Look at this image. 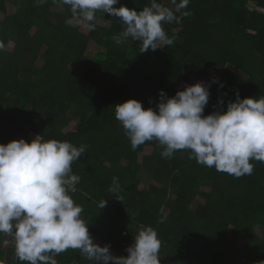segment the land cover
Wrapping results in <instances>:
<instances>
[{
    "label": "trees",
    "instance_id": "1",
    "mask_svg": "<svg viewBox=\"0 0 264 264\" xmlns=\"http://www.w3.org/2000/svg\"><path fill=\"white\" fill-rule=\"evenodd\" d=\"M1 1L17 10L0 19V144L33 134L86 146L72 164L80 182L70 195L82 207L94 243L99 238L113 256H127L140 227L151 226L161 241L160 264H264V237L258 233L264 229V163L252 160L253 173L236 178L198 164L188 150L162 157L155 140L133 150L115 118L117 104L136 99L156 108L161 90L175 96L192 76L203 80L210 67L227 64L236 72L209 89L203 115L226 111L237 92L241 99L264 97V13L255 9H264V0H190V16L164 25L174 43L145 53L131 38L115 43L125 26L110 14L97 12L96 27L88 30L67 25L69 6L54 10L60 6L54 0ZM149 3L119 0L114 7L139 11ZM100 17L114 30L100 26ZM8 40L15 43L12 52L5 49ZM91 41L95 53L88 56ZM75 120V128L66 131ZM147 147L152 151L139 162ZM206 185L211 190L202 193ZM199 195L206 202L192 210ZM103 199L107 203L98 209ZM164 206L169 214L161 211ZM12 241L0 234V264H26ZM54 258L57 264H94L78 249Z\"/></svg>",
    "mask_w": 264,
    "mask_h": 264
},
{
    "label": "clouds",
    "instance_id": "2",
    "mask_svg": "<svg viewBox=\"0 0 264 264\" xmlns=\"http://www.w3.org/2000/svg\"><path fill=\"white\" fill-rule=\"evenodd\" d=\"M54 2L69 6L72 15L65 23L72 27L94 30L97 12L118 17L125 28L113 37L115 43L139 41L140 53L172 45L175 37H169L164 25L191 15L185 11L190 0H168L172 7L150 0L139 11L114 7L119 0ZM209 89L210 85L198 82L172 97L161 90L156 108L145 109L140 101L129 99L115 106V118L133 150L155 140L163 147L162 157L171 159L176 151L188 150L190 159L218 172L236 178L251 175L252 160L264 163V97L241 99L237 92L226 111L205 116ZM84 153V145L44 141L41 135L30 143L21 138L0 144V234L12 238L16 257L26 264H57L54 257L68 249H78L94 264H160L161 241L151 226L140 227L127 256H113L110 245L94 243L83 209L70 195L80 182L72 164ZM113 184L118 187L116 178ZM106 203L103 199L98 209Z\"/></svg>",
    "mask_w": 264,
    "mask_h": 264
},
{
    "label": "rangeland",
    "instance_id": "3",
    "mask_svg": "<svg viewBox=\"0 0 264 264\" xmlns=\"http://www.w3.org/2000/svg\"><path fill=\"white\" fill-rule=\"evenodd\" d=\"M172 6V5H171ZM0 8L2 9V11L0 12V19H4L6 15H11V14H14L16 12V7L9 4V3H4L0 0ZM53 9L54 10H59L60 12H63L65 9L63 6H53ZM248 9L249 10H253L254 9V5L253 4H249L248 6ZM259 11H261V13H264V9L262 8H255ZM98 24L102 27H105L107 28L108 31H113L114 28L111 24V21L107 18H104V17H100L98 19ZM5 49L7 51H10L12 52L15 48V43L14 41L12 40H8V41H5ZM45 50V47L43 48L42 52ZM95 53V43L94 42H90L89 46H88V50H87V55L88 56H92L94 55ZM35 63L38 65V66H41L42 65V58H41V54L40 56H37L36 60H35ZM71 68L74 69L75 71H82V67L80 65H78L77 63H73L71 62ZM230 72H236V69L235 67L232 65V64H227L226 66H221V67H217V66H214V67H210L207 72H206V75H205V78L203 80H201L199 77H196V76H192L188 83H187V86H190V85H194L198 82H203L205 85H210V89H214V88H217L219 83L222 81V79L224 78V76L227 74V73H230ZM213 78H217L216 82L213 83ZM140 101V100H139ZM142 103V106L147 109L150 106V104L148 103H144L142 101H140ZM76 120L71 122L70 125L66 128V131L68 130H73L76 126ZM36 137V135H33L32 136H29V138H25V137H18L16 140H19L21 138L25 139L27 142L33 140L34 138ZM152 151V148L151 147H147L145 149V152L143 153H140L138 155V161L141 162L142 159H143V155L144 154H149L150 152ZM123 163L126 164V160H123ZM142 187H146L144 184L142 185ZM211 190V187L209 185H206V186H202V188L200 189V191L202 193H208L210 192ZM206 202V197L203 196V195H199L195 201L192 203V210H197L201 205H204ZM171 206V205H170ZM161 211L164 213V214H169L170 212V207L169 206H164ZM230 231V230H229ZM262 237H264V229H260L259 232H258ZM97 243L103 247L105 246L103 241H101L99 238L96 240ZM244 244L243 241H239V246H242ZM11 245L14 247V242L12 241ZM168 264H171V263H168ZM242 264H244L242 262Z\"/></svg>",
    "mask_w": 264,
    "mask_h": 264
}]
</instances>
